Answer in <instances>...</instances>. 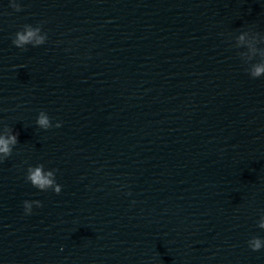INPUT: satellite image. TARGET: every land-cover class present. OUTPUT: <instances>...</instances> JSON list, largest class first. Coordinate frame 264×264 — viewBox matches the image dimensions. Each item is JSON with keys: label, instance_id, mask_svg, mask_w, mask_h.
<instances>
[{"label": "water", "instance_id": "1", "mask_svg": "<svg viewBox=\"0 0 264 264\" xmlns=\"http://www.w3.org/2000/svg\"><path fill=\"white\" fill-rule=\"evenodd\" d=\"M264 119L198 202L160 264H264Z\"/></svg>", "mask_w": 264, "mask_h": 264}, {"label": "clouds", "instance_id": "2", "mask_svg": "<svg viewBox=\"0 0 264 264\" xmlns=\"http://www.w3.org/2000/svg\"><path fill=\"white\" fill-rule=\"evenodd\" d=\"M10 6L16 11H22L21 6L15 2V0H11ZM41 27H33L32 25H24L23 29L21 31L16 32L15 37L12 41V43L18 47L23 49L25 45L32 44L33 41H35V44H42L45 40V36L40 35ZM242 38V37H241ZM250 76L252 78H259L262 75H264V62L257 63L253 65ZM38 124L43 128H48L49 125V119L47 116H45L43 113L40 114L38 119ZM60 123L56 125V127H60ZM17 143V138L15 135L8 137L7 139L0 137V153L3 154V158H0V161H2L4 158H7L12 153V148L10 145H15ZM27 180L30 181V183L40 189L45 190L47 188H52L53 191L56 194H59L61 192V186L59 184H55L53 180V172L49 171L45 173L43 171V166H37V167H29L27 170ZM37 205V207H41L40 201H34ZM24 209L26 214H30L32 207L30 201H24ZM261 229H264V221H262L258 225ZM249 247L252 251H259L262 247H264V241H262L258 237H253L248 241Z\"/></svg>", "mask_w": 264, "mask_h": 264}]
</instances>
